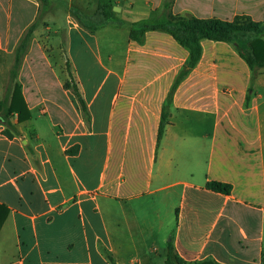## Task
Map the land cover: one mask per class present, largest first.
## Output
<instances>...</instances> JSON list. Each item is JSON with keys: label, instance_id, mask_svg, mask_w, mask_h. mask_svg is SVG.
<instances>
[{"label": "crops", "instance_id": "obj_1", "mask_svg": "<svg viewBox=\"0 0 264 264\" xmlns=\"http://www.w3.org/2000/svg\"><path fill=\"white\" fill-rule=\"evenodd\" d=\"M114 1L135 22L163 0ZM40 11L0 0V101ZM172 12L262 21L264 0H174ZM63 27L25 39L14 82L28 118L0 119V264H165L169 247L185 262L264 264V67L202 39L188 68L164 29L136 41L71 14Z\"/></svg>", "mask_w": 264, "mask_h": 264}, {"label": "trees", "instance_id": "obj_2", "mask_svg": "<svg viewBox=\"0 0 264 264\" xmlns=\"http://www.w3.org/2000/svg\"><path fill=\"white\" fill-rule=\"evenodd\" d=\"M41 3V14L37 21L33 23L25 33L23 43L19 46L17 54L15 56V62L11 70V86L7 87L6 95L3 100L0 101V119L6 121L7 127L10 128L8 121L9 116L13 113H17L19 119H26L28 116L23 112L22 107L18 108L15 105V98L20 96V86L14 82L17 69L21 60V53L24 51V41L31 35L37 27L41 26V17L44 13H47L48 6L53 0H38ZM96 9L93 17H82L80 14L70 12L74 18L88 31L94 32L98 28L104 26L121 27L125 26L121 22H110L117 15L112 11L113 5L110 1L113 0H97ZM63 4L65 0H60ZM66 5V4H65ZM114 16V17H113ZM170 21L159 22L158 20H140L131 24H128L129 36L131 39L139 41L143 33L151 29H164L170 32L183 46H185L190 52V59L187 65L188 68H192L198 62L201 55L200 41L202 39H209L212 41H223L231 43L235 46L239 54L247 62L249 67L253 70L255 68L264 67V38L255 37L253 34H261L264 27L260 23L252 21L250 16L237 15L232 20H221L219 18H196V17H182L179 15L167 14ZM101 18V19H100ZM87 22H85V21ZM41 21V22H40ZM253 35V36H252ZM13 84V85H12ZM65 89H73L76 97L80 103L81 109L85 116H87L86 106L81 95L78 93L76 87H71L69 82L64 84ZM25 109V107H24ZM163 124H161L160 134L162 133ZM4 134L8 137H12V133L7 129ZM209 188L229 194L230 188L228 185L212 182L208 185ZM6 217V211L3 212L0 217V224ZM169 255L165 260V264H218L212 260L185 262L177 255L173 254V249L169 247Z\"/></svg>", "mask_w": 264, "mask_h": 264}, {"label": "rangeland", "instance_id": "obj_3", "mask_svg": "<svg viewBox=\"0 0 264 264\" xmlns=\"http://www.w3.org/2000/svg\"><path fill=\"white\" fill-rule=\"evenodd\" d=\"M97 0H73L72 3H68L66 2L65 4H63L62 2H60V0H53L49 6H48V11L47 13H44V15L41 17V26L37 27L36 31L39 30L40 28H42V26L44 24L50 26L53 31H56L58 33L63 32V24H64V16L66 14H70V12L75 13V14H80L82 17H93L94 11L96 9V5H97ZM111 5H113V7L115 6V1H110ZM173 3L174 0H163L161 3V7L159 10H153L152 13L149 14V16H147L146 18L143 19H139L137 21L140 20H158L160 23L161 22H165V21H171V19L168 18L167 14H171V15H179L182 17H190L192 15H188V14H174L172 12V7H173ZM113 7H112V11H113ZM41 12V11H40ZM71 13V14H72ZM117 15V18L114 17L113 20H109L110 22H121L124 25H128L134 22H127L126 20H124L119 14L120 12H114ZM73 16V15H71ZM194 17V16H192ZM217 18V17H215ZM234 18V17H233ZM232 18V19H233ZM101 19V18H100ZM232 19H221V20H232ZM252 19V18H251ZM85 21V20H84ZM135 21V22H137ZM252 21L254 22H258L261 24L262 27H264V20L262 21H255L252 19ZM87 22V21H85ZM255 37H264V30H262L261 34H253ZM252 35V36H253ZM54 62H57L56 59H53Z\"/></svg>", "mask_w": 264, "mask_h": 264}, {"label": "water", "instance_id": "obj_4", "mask_svg": "<svg viewBox=\"0 0 264 264\" xmlns=\"http://www.w3.org/2000/svg\"><path fill=\"white\" fill-rule=\"evenodd\" d=\"M113 11H114V12H119L120 10H119L118 7H115V6H114V7H113Z\"/></svg>", "mask_w": 264, "mask_h": 264}]
</instances>
